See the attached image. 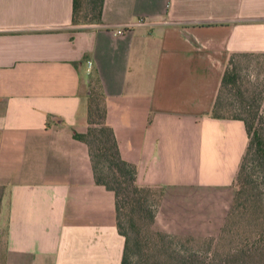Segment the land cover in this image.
<instances>
[{"label": "crops", "instance_id": "1", "mask_svg": "<svg viewBox=\"0 0 264 264\" xmlns=\"http://www.w3.org/2000/svg\"><path fill=\"white\" fill-rule=\"evenodd\" d=\"M73 4L0 0V264H121L115 192L75 136L92 81L137 182L165 187L156 224L217 233L248 133L211 112L230 56L264 55V0H104L79 24Z\"/></svg>", "mask_w": 264, "mask_h": 264}, {"label": "rangeland", "instance_id": "2", "mask_svg": "<svg viewBox=\"0 0 264 264\" xmlns=\"http://www.w3.org/2000/svg\"><path fill=\"white\" fill-rule=\"evenodd\" d=\"M236 63L240 87L245 90V95L256 97L259 115L264 116V55L239 57ZM94 82V88L100 91ZM238 96L234 89H225L219 102L220 113L228 116L236 113L240 107ZM102 106L103 102L99 113H102ZM96 120L101 121L99 114ZM96 125L100 127L102 124ZM91 140L96 146L97 142ZM234 185L236 192L241 187L248 206H236L233 199L228 212L229 215L233 211L231 218L227 220V215L217 233L205 235L173 233L160 228L156 217L165 187L162 196L159 186L145 191L142 204L133 212L128 207L129 210L123 211L120 217L123 227L139 238V245L133 252V264H264V167L254 155H249L245 162L243 181H235ZM151 212L152 216L155 215L154 220ZM129 216L134 217L133 227H130ZM173 250L179 256L190 254L193 260L174 259L169 255Z\"/></svg>", "mask_w": 264, "mask_h": 264}, {"label": "trees", "instance_id": "3", "mask_svg": "<svg viewBox=\"0 0 264 264\" xmlns=\"http://www.w3.org/2000/svg\"><path fill=\"white\" fill-rule=\"evenodd\" d=\"M103 3L104 0H74L73 23L79 24L100 21ZM259 55L261 54L255 52H235L230 56L222 75L220 89L211 112L212 115L216 117L239 118L245 122L248 133V143L235 178V181L240 182L243 181L245 175V162L249 155H254V159L264 167V116L259 115V104H256V97L245 95V90L240 87L238 83L240 73L236 60L239 57ZM94 83L95 82L92 81L90 84L91 93L88 100V128L85 132H76L75 136L86 141L89 145L96 180L105 184L115 192L117 226L119 231L125 236V247L121 264H133V252L135 251L136 245H139V238L129 233L126 228L123 227L120 220L121 213L123 211L126 212L128 207H130V212H133L135 208H137V205L140 206V204H142L144 192L151 190L150 188L152 187L159 186L161 188L160 190H162V196L164 186L139 184L137 182L136 165L122 157L114 130L106 122L107 107L105 93L101 88L100 91H96ZM227 88L231 90L234 89L235 93L239 95L240 102L238 111L230 116L221 114L219 109L221 94ZM102 102V113H99ZM98 114L101 117V121L96 120ZM96 124L102 125L98 127ZM91 138L97 142L96 146L93 145ZM243 193L241 187L238 188L233 204L236 203V206L242 207L248 206L244 202L246 197ZM231 209L233 210V208ZM231 214H233V211H230L227 220L231 218ZM151 218L152 220L155 218L154 214L152 216V212ZM128 219L130 227H133L134 217L129 216ZM178 254V252L173 250L169 255L178 260H193L190 254L187 256H179Z\"/></svg>", "mask_w": 264, "mask_h": 264}, {"label": "built area", "instance_id": "4", "mask_svg": "<svg viewBox=\"0 0 264 264\" xmlns=\"http://www.w3.org/2000/svg\"><path fill=\"white\" fill-rule=\"evenodd\" d=\"M155 21L153 19H151L150 17H146V16H141L138 19H136L135 21H129L126 22L122 25H120L117 29H116V33L118 34H123L126 33L129 29L133 28L136 25H149L154 23ZM89 63L91 64L92 61L90 60Z\"/></svg>", "mask_w": 264, "mask_h": 264}]
</instances>
